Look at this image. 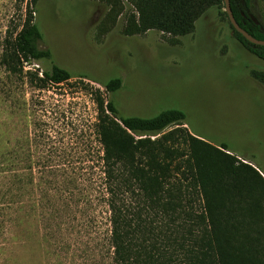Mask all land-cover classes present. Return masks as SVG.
Listing matches in <instances>:
<instances>
[{
    "label": "rangeland",
    "instance_id": "374dc122",
    "mask_svg": "<svg viewBox=\"0 0 264 264\" xmlns=\"http://www.w3.org/2000/svg\"><path fill=\"white\" fill-rule=\"evenodd\" d=\"M143 3L0 0V264H112L109 214L94 187L43 169L95 162L82 138L95 106L81 83L105 91L97 83L114 78L122 80L115 99L123 115L185 114L164 134L189 133L213 154L218 179L230 185L226 228L244 233L264 261V84L253 77L264 61L238 41L224 8H208L178 36L141 30ZM30 13L47 56L4 64ZM250 13L264 25V0H251ZM54 66L74 77L56 92L29 84ZM175 143L188 153L184 138Z\"/></svg>",
    "mask_w": 264,
    "mask_h": 264
},
{
    "label": "trees",
    "instance_id": "16d2710c",
    "mask_svg": "<svg viewBox=\"0 0 264 264\" xmlns=\"http://www.w3.org/2000/svg\"><path fill=\"white\" fill-rule=\"evenodd\" d=\"M230 2L238 24L264 40V25L250 13L251 0ZM143 4L139 5L141 30L178 36L191 33L208 8L225 9L224 0H144ZM31 18L30 13L12 35L4 64L47 56L39 48L43 35ZM232 29L238 41L264 61V46L250 43ZM73 77L54 66L43 72V78L34 77L39 83L29 84L38 92H56ZM253 77L264 84V70L253 71ZM81 84L91 91L95 106L94 119H86L82 129L85 154L95 162L69 168L52 165L44 167L43 175L94 187L98 203L109 214L112 264H264L244 233L226 228L229 217L222 199L230 185L218 179L223 172L213 154L198 147L201 141L189 133L164 134L170 125L186 120L182 111L170 109L154 117L123 115L115 99L122 88L120 78L97 83L105 91ZM177 136L189 144L187 154L176 147ZM26 169L33 171L32 165ZM231 172L235 173L228 170L225 176Z\"/></svg>",
    "mask_w": 264,
    "mask_h": 264
},
{
    "label": "water",
    "instance_id": "95a60500",
    "mask_svg": "<svg viewBox=\"0 0 264 264\" xmlns=\"http://www.w3.org/2000/svg\"><path fill=\"white\" fill-rule=\"evenodd\" d=\"M225 5V12L228 16V19L233 26L234 30L240 33L247 41L250 43L257 45V46H264V40H259L250 35L246 30H244L237 22V20L234 17L232 8H231V2L230 0H224Z\"/></svg>",
    "mask_w": 264,
    "mask_h": 264
},
{
    "label": "built area",
    "instance_id": "2783aa9c",
    "mask_svg": "<svg viewBox=\"0 0 264 264\" xmlns=\"http://www.w3.org/2000/svg\"><path fill=\"white\" fill-rule=\"evenodd\" d=\"M154 138V137H153Z\"/></svg>",
    "mask_w": 264,
    "mask_h": 264
}]
</instances>
